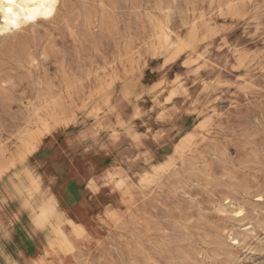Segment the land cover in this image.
Listing matches in <instances>:
<instances>
[{"label":"rangeland","instance_id":"1","mask_svg":"<svg viewBox=\"0 0 264 264\" xmlns=\"http://www.w3.org/2000/svg\"><path fill=\"white\" fill-rule=\"evenodd\" d=\"M61 1L53 23L0 36L20 110L47 81L66 99L77 80L76 103L54 110L68 126L0 178V229L10 232L0 264L45 246L30 208H49L64 188L83 238L49 264H264V0ZM159 25L170 46L157 44ZM2 134L13 150L18 141ZM114 171L120 189L105 178Z\"/></svg>","mask_w":264,"mask_h":264},{"label":"bare ground","instance_id":"2","mask_svg":"<svg viewBox=\"0 0 264 264\" xmlns=\"http://www.w3.org/2000/svg\"><path fill=\"white\" fill-rule=\"evenodd\" d=\"M18 2H22V0H18ZM25 7H28V5L26 4ZM61 7H62V1L59 0L57 12L59 11V9H61ZM56 14L51 19L38 18L35 22H31V23L21 21V26H24L26 24H30L32 26L38 22L49 23V24L53 23L55 21ZM0 27L7 28V25H4L3 23L2 14H0ZM164 30L166 29H163V27H161L160 25L158 26L156 40L158 41L157 44H159V47L165 44L169 46L171 45V43L169 42L170 40L169 35L165 33ZM159 47H158V50H159ZM176 47H178V45ZM37 53L40 54V52H37ZM45 53H42V55ZM173 53L174 51H172L171 54ZM23 54L26 56V59H25L26 66H28L29 68L35 67L34 65L35 57L33 55V52L27 50V51H24ZM17 58L18 59H16L15 61L16 65L23 67L21 65L19 57ZM123 58L124 57H122V59ZM169 58H171V56ZM113 66L116 67V64H113ZM113 66L111 68H114ZM3 68H4V65H0V114H4L8 117V126L6 128H3L2 130L0 127V178L3 175H5L7 172L11 171L13 168H16V165L22 162L25 156L33 154L37 150H39L40 141L43 136H45L46 134L51 135L52 132L58 127L62 128L64 126H68L69 121L57 120L58 117H56L54 110L55 108L59 106L60 109L58 110H60L61 112L60 104L65 102L64 105H66V101L70 102L71 104L76 103L74 96H72L71 89L72 88L75 89L76 88L75 85L77 84V83L75 84V82L77 81L76 79L74 80L71 79L68 82H66V85L64 87H66L67 90L64 92H66L67 96L65 97L66 99H64V97L61 95L51 94V92H49V81H47L45 85H43L44 82L42 78L41 80L43 82L42 83L43 86L42 87L40 86L39 89H35L33 93H30V95L27 98H25L26 105H24V108L23 110L21 109L22 110L21 111L19 108L21 107V105H23L22 104L23 101L21 99H17L14 96V93H12L13 87L15 85H11L10 83L13 77L9 75L8 73L3 72ZM164 86H165V83H159L157 87H155V90L148 92V94L152 96V99L156 100L158 97H160V95L166 92V89H165L166 87ZM175 89H173V91ZM167 96H168L167 100L169 101L170 100L169 97L172 96V92H168ZM89 102H90V98L86 99V103L88 104ZM13 107H15L16 110L19 109V111L15 112L13 110ZM49 110L51 111L50 114H49ZM101 110L102 108L100 107V109H98L96 113L97 114L100 113ZM57 112L56 114L58 115ZM137 116H138L137 114H133V118L134 117L137 118ZM3 120L4 119L0 118V123ZM37 123L42 126V130H40L38 134L36 133V131L33 130V126H35V124ZM2 131L6 132L8 137H13L15 141L16 140L18 141L16 147L14 146L15 148L13 150L5 147L2 144V138H3ZM50 150L51 149H49V152ZM107 171L109 172L110 169ZM105 178L109 184H116L118 185L117 187L119 189L122 187L124 178L120 171H114L113 173L105 176ZM149 179L150 177L147 176V180ZM67 182H73V181L69 180ZM86 185L90 189L89 184H86ZM73 196L74 195L67 188H64V192H63V195L60 197V200L53 196L49 197V208L45 207L44 205L42 206L34 205L32 207V210H33L32 212L34 215V219H33L34 223H35V218L40 217L44 213H47V216L44 219V222L41 224V226H39L40 229H43V230L46 229L48 231V233L46 234V239H47L46 244L43 248H32V250H30L31 247H28L26 249L21 247L20 250L17 249L12 252L9 251L3 259L6 262V264H8L9 260H15L17 264H37V262H39V264H49V262L53 263L52 259L55 257L56 254L58 255V252H65V253L73 252V250L76 248L77 243L79 241L78 239L83 238V233L79 227L80 226L79 223L75 222L73 219L69 217L70 210L68 208L74 202ZM57 223H62V226ZM231 240L233 244L238 243L236 238H231Z\"/></svg>","mask_w":264,"mask_h":264},{"label":"snow or ice","instance_id":"3","mask_svg":"<svg viewBox=\"0 0 264 264\" xmlns=\"http://www.w3.org/2000/svg\"><path fill=\"white\" fill-rule=\"evenodd\" d=\"M58 3L59 0H22V2H18V0H0V14H2L4 25H7V28L0 27V36H4L6 32H11L13 29L19 30L21 21L31 23L35 22L38 18L51 19L57 12ZM26 4L28 7H25ZM161 116H163V113H161ZM112 135L114 139H119L118 133L113 132ZM135 139L139 141L140 136H136ZM135 158L139 159L138 156ZM89 187H92V182H89ZM25 206H28L27 203H25ZM236 214L241 215L242 213L238 212ZM46 216L47 213H44L40 217L35 218L37 227L41 226ZM9 238V230L7 228L0 229V243H3L5 239ZM8 264H17V262L15 260H9Z\"/></svg>","mask_w":264,"mask_h":264},{"label":"crops","instance_id":"4","mask_svg":"<svg viewBox=\"0 0 264 264\" xmlns=\"http://www.w3.org/2000/svg\"><path fill=\"white\" fill-rule=\"evenodd\" d=\"M30 209H31V215H32V222H33L34 215H33V212H32V211H33V210H32V207H31ZM33 224H34L35 226H37L36 223L33 222Z\"/></svg>","mask_w":264,"mask_h":264}]
</instances>
